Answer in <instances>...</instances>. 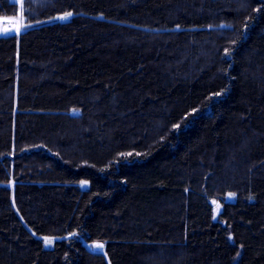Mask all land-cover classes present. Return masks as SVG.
Masks as SVG:
<instances>
[{
    "label": "trees",
    "instance_id": "obj_1",
    "mask_svg": "<svg viewBox=\"0 0 264 264\" xmlns=\"http://www.w3.org/2000/svg\"><path fill=\"white\" fill-rule=\"evenodd\" d=\"M21 14L0 264H264V0H0Z\"/></svg>",
    "mask_w": 264,
    "mask_h": 264
},
{
    "label": "rangeland",
    "instance_id": "obj_2",
    "mask_svg": "<svg viewBox=\"0 0 264 264\" xmlns=\"http://www.w3.org/2000/svg\"><path fill=\"white\" fill-rule=\"evenodd\" d=\"M16 1L20 4H22L23 2V0H16ZM3 22H7L9 25L5 27ZM25 26L26 24L24 22V18L22 17V14L18 18L10 19L8 21L0 20V32L5 33V34L11 33V32H20ZM227 198L229 200L235 199V194L230 192ZM214 203H215V214L217 217L218 213L222 209V205L220 201L218 200H215ZM45 238H48L51 240V243H45L47 246H51L54 243V240H55L54 238H50V237H45ZM45 238H44V241H45ZM94 249H97V248L94 247Z\"/></svg>",
    "mask_w": 264,
    "mask_h": 264
},
{
    "label": "snow or ice",
    "instance_id": "obj_3",
    "mask_svg": "<svg viewBox=\"0 0 264 264\" xmlns=\"http://www.w3.org/2000/svg\"><path fill=\"white\" fill-rule=\"evenodd\" d=\"M72 15V13H65L64 16L60 17V19L64 20L69 18ZM128 155H131L130 153ZM82 183H86V182H82ZM45 243H51V240L48 238H45ZM95 248L97 249H103L104 245L102 243H97L96 245H94Z\"/></svg>",
    "mask_w": 264,
    "mask_h": 264
},
{
    "label": "bare ground",
    "instance_id": "obj_4",
    "mask_svg": "<svg viewBox=\"0 0 264 264\" xmlns=\"http://www.w3.org/2000/svg\"><path fill=\"white\" fill-rule=\"evenodd\" d=\"M4 26L7 27L9 24L7 22H3Z\"/></svg>",
    "mask_w": 264,
    "mask_h": 264
}]
</instances>
